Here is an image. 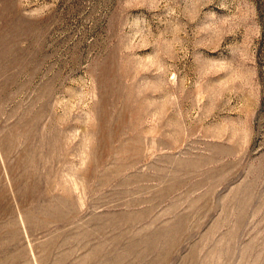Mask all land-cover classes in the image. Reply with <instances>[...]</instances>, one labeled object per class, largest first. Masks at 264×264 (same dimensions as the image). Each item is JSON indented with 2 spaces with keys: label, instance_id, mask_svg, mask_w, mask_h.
Masks as SVG:
<instances>
[{
  "label": "rangeland",
  "instance_id": "1",
  "mask_svg": "<svg viewBox=\"0 0 264 264\" xmlns=\"http://www.w3.org/2000/svg\"><path fill=\"white\" fill-rule=\"evenodd\" d=\"M0 264H264V0H0Z\"/></svg>",
  "mask_w": 264,
  "mask_h": 264
},
{
  "label": "bare ground",
  "instance_id": "2",
  "mask_svg": "<svg viewBox=\"0 0 264 264\" xmlns=\"http://www.w3.org/2000/svg\"><path fill=\"white\" fill-rule=\"evenodd\" d=\"M22 133V132H21ZM17 149V148H16ZM21 158V157H20ZM17 165V164H16ZM43 167V166H42Z\"/></svg>",
  "mask_w": 264,
  "mask_h": 264
}]
</instances>
